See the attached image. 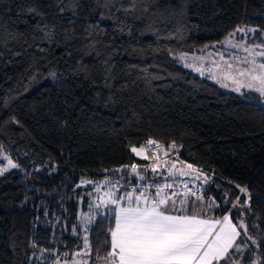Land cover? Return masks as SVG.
<instances>
[{"label": "trees", "instance_id": "trees-1", "mask_svg": "<svg viewBox=\"0 0 264 264\" xmlns=\"http://www.w3.org/2000/svg\"><path fill=\"white\" fill-rule=\"evenodd\" d=\"M239 27L264 32V0H0V149L18 165L0 176V264L72 255L80 182L135 183L149 139L208 181L189 211L199 196L247 225L220 263L264 264V107L171 57ZM112 209L87 227V264H109Z\"/></svg>", "mask_w": 264, "mask_h": 264}, {"label": "snow or ice", "instance_id": "snow-or-ice-1", "mask_svg": "<svg viewBox=\"0 0 264 264\" xmlns=\"http://www.w3.org/2000/svg\"><path fill=\"white\" fill-rule=\"evenodd\" d=\"M237 31L243 32L244 29L238 28ZM259 55L264 57V51ZM250 63L254 65L255 61ZM258 67L259 72L253 67L247 72H240L239 75H249V82L243 84V87L255 89L264 95V63H260ZM235 90L239 92L241 88L238 86ZM147 144L151 146L156 142L149 140ZM156 146L160 147L159 144ZM131 150L137 155H141L144 151L143 148L136 147ZM8 167L15 168L18 165L9 159ZM188 167L192 166L188 165ZM7 170V168L0 169V174ZM132 171L136 172L135 165ZM181 175L186 176L188 173L182 172ZM240 191L245 192L246 189L241 188ZM175 195L176 193L172 194ZM157 197H161L160 189L157 191ZM170 198L154 199L141 193L135 197L136 204L133 206L132 193L119 198L111 192L104 193L101 203L115 206L112 209L115 227L109 229L111 250L104 259L109 264H213V262L220 264L227 259L230 249L239 250L240 246L236 244V240L241 235L240 229L245 231V235L247 234V225L242 220L233 223L228 214L224 215L222 220L171 215L161 207L167 204ZM124 199L128 200L127 206L120 203ZM85 244L87 245V240Z\"/></svg>", "mask_w": 264, "mask_h": 264}, {"label": "rangeland", "instance_id": "rangeland-1", "mask_svg": "<svg viewBox=\"0 0 264 264\" xmlns=\"http://www.w3.org/2000/svg\"><path fill=\"white\" fill-rule=\"evenodd\" d=\"M239 28L244 29V31H237V28L225 39L208 44L199 52H177L171 54V57L189 71L209 81L217 83L226 91L238 95L254 93L257 97V102L264 107V95H261L255 89H249L242 86L249 82V75H239L240 72H247L248 69L253 67L256 68L257 72L260 71L258 66L260 63H264V57L259 55L260 52L264 51V32H257L255 28L252 27ZM245 49H247V51ZM251 61H255V64L253 65L250 63ZM229 65H231L230 68ZM234 81H239L240 83L238 84ZM238 86L241 88L239 92L235 90ZM147 141L136 147L137 149H144L141 155H137L135 152L133 153L141 159L151 160L153 148L152 145L149 146L147 144ZM155 142L159 145H163L160 142ZM9 159L13 162L8 153L0 149V169L7 168V171L13 169L8 167ZM164 164L165 173L168 175H178L185 172L180 166L172 164L171 160H168ZM7 171H4L0 176ZM131 184L132 183L123 184V182L117 178H106L101 181L82 180L79 186L84 190L83 192H85L87 200L85 208H81L79 212V227L81 229L79 247L77 250L73 251V254L69 257L57 258L50 264H87V254L89 252L88 240L86 237L87 227H89L95 219V214L98 209L106 208L110 210L115 207L114 205L102 204L101 197L104 196V193L111 192L116 198H118L121 189L125 187L124 185L127 186L125 192L135 191L128 187ZM213 204L215 205V203ZM85 240H87V245L85 244Z\"/></svg>", "mask_w": 264, "mask_h": 264}, {"label": "crops", "instance_id": "crops-1", "mask_svg": "<svg viewBox=\"0 0 264 264\" xmlns=\"http://www.w3.org/2000/svg\"><path fill=\"white\" fill-rule=\"evenodd\" d=\"M158 144V143H156ZM156 144L152 145L153 153L156 155L153 156L152 153V159L148 160L149 165H147L148 174H150L153 177H156L157 181H166V180H172L175 182H191L196 183L199 182V175L197 171L194 170L193 167L189 168L187 163H185L182 159H180L177 154L175 153V147L173 145H160V147H157ZM155 149V150H154ZM156 151V152H155ZM175 151V152H174ZM159 155V156H158ZM168 160H171L172 164H175L176 166H180L184 169L185 172L188 173V175H168L165 173L164 166ZM145 167V168H146ZM155 169V171H153ZM191 171H194L195 173H192ZM198 175V178L197 176ZM128 193H132V204L135 206L136 200L135 197L139 196L141 193L137 191H127L120 193L119 197L124 196L126 197ZM146 196H149L154 199H159L161 197H171L167 204L162 205V210L167 212L171 215H187V216H197L200 219H207V220H222L223 216L221 217H212L211 215H203L202 212V198L197 196L195 198V207L189 211L188 203H189V195H182V196H172V194H161V197H157V192L151 191V192H145ZM118 197V198H119ZM120 203L124 206H127L128 200L124 199L121 200ZM214 204H212L213 206ZM115 227V225H114ZM216 262H213L215 264Z\"/></svg>", "mask_w": 264, "mask_h": 264}, {"label": "built area", "instance_id": "built-area-1", "mask_svg": "<svg viewBox=\"0 0 264 264\" xmlns=\"http://www.w3.org/2000/svg\"><path fill=\"white\" fill-rule=\"evenodd\" d=\"M155 155L156 154L153 153V156ZM168 185H171V187H168ZM128 187L139 193H145V192H151V191L157 192L158 189H160L161 194L176 193L175 196H182L186 194L191 195V196H196V195L202 194L203 189H204L203 185H199V184L191 183V182H175L172 180L154 182L147 177L146 173H144L142 179L137 180L134 184H131Z\"/></svg>", "mask_w": 264, "mask_h": 264}, {"label": "water", "instance_id": "water-1", "mask_svg": "<svg viewBox=\"0 0 264 264\" xmlns=\"http://www.w3.org/2000/svg\"><path fill=\"white\" fill-rule=\"evenodd\" d=\"M203 175H199V183L202 184L204 187L207 185L208 181L204 179Z\"/></svg>", "mask_w": 264, "mask_h": 264}, {"label": "bare ground", "instance_id": "bare-ground-1", "mask_svg": "<svg viewBox=\"0 0 264 264\" xmlns=\"http://www.w3.org/2000/svg\"><path fill=\"white\" fill-rule=\"evenodd\" d=\"M140 176H142V175H140ZM140 176H139V177H137V178H140V179H142V178H143V176H142V177H140ZM138 180H139V179H138Z\"/></svg>", "mask_w": 264, "mask_h": 264}]
</instances>
